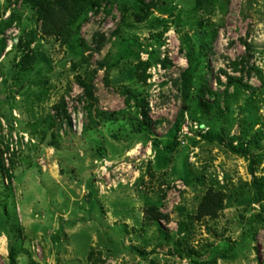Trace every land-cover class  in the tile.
<instances>
[{
    "label": "rangeland",
    "instance_id": "rangeland-1",
    "mask_svg": "<svg viewBox=\"0 0 264 264\" xmlns=\"http://www.w3.org/2000/svg\"><path fill=\"white\" fill-rule=\"evenodd\" d=\"M67 1L65 43L0 0V264H264V0Z\"/></svg>",
    "mask_w": 264,
    "mask_h": 264
},
{
    "label": "trees",
    "instance_id": "trees-1",
    "mask_svg": "<svg viewBox=\"0 0 264 264\" xmlns=\"http://www.w3.org/2000/svg\"><path fill=\"white\" fill-rule=\"evenodd\" d=\"M31 3L34 4V7L36 8V14L37 19L42 22L41 30L46 36H54L56 38H59L63 42L67 43V41L70 38L69 33V26L72 23L74 19L79 15L81 10L80 5H73L71 6L70 3L67 0H30ZM140 8L142 10L148 9V5L145 3V0H135ZM13 23L12 18H10L7 22H5L4 28L0 29V34L3 33L7 28H9ZM215 35V33H214ZM202 51H207V48L205 46H201ZM205 53V52H204ZM204 53L202 56H204ZM191 58V57H190ZM189 58V59H190ZM245 57H241L240 60L234 61L231 63L232 69L235 72H239L240 77L235 78L232 76L227 75L226 73V88L223 93V95H227L228 90L232 85L235 84H241L243 81V75H249L253 70H256L255 67H248L245 63ZM191 61V60H190ZM193 76L191 74V68H188L184 73L182 74V84H181V95L183 97V100H187L190 96V92L193 87ZM78 83L81 87H83L86 96L90 99L92 97L91 87L87 84L86 81L78 79ZM204 91H207L206 87H202ZM200 100V106L205 114H208L210 110L216 109L220 110V99L221 95H215L213 101L211 103L204 101L203 97V91H201V94L198 96ZM135 100V105L137 108L140 109L141 115L145 118V121H147V114L145 111V104L144 101H139L136 96L133 98ZM63 114L66 115L65 110L63 109ZM183 119V112H180V121ZM144 123H139L137 126V132H142ZM181 130L180 124H178L175 128L176 134L174 135V140L172 143L167 145L166 150L172 151L176 146L178 142V136L177 133ZM217 135L214 134H208L207 138L210 140H213L214 138H217ZM157 146V144H156ZM229 149L232 153L236 155L246 156V148L243 146H233L232 144L229 145ZM1 154V152H0ZM1 160V159H0ZM2 163V162H1ZM0 163V165H1ZM254 201L259 203L260 201V193L259 191L255 193L254 195ZM216 206H218V202L216 199V196L211 197L208 196L205 199V203L200 205L199 213L201 216H213L216 212ZM262 209L264 210V206H262ZM161 215H158L160 217ZM261 222H264V218L260 219ZM186 229V226H182L180 228L179 233L184 232ZM225 256V255H221Z\"/></svg>",
    "mask_w": 264,
    "mask_h": 264
}]
</instances>
